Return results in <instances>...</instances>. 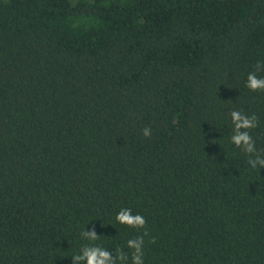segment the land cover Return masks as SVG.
Here are the masks:
<instances>
[{"label": "trees", "instance_id": "16d2710c", "mask_svg": "<svg viewBox=\"0 0 264 264\" xmlns=\"http://www.w3.org/2000/svg\"><path fill=\"white\" fill-rule=\"evenodd\" d=\"M258 60L264 0H0V264H131L137 236L145 264H264V168L229 141L254 114L264 152Z\"/></svg>", "mask_w": 264, "mask_h": 264}, {"label": "clouds", "instance_id": "9594fccd", "mask_svg": "<svg viewBox=\"0 0 264 264\" xmlns=\"http://www.w3.org/2000/svg\"><path fill=\"white\" fill-rule=\"evenodd\" d=\"M264 67V61H257L256 71H250L247 74L245 85L249 90L258 91L264 90V76H258L257 71ZM233 133L229 137L230 143L236 148L242 149L247 155L246 165L250 170L264 168V152L256 146L249 129L257 126L256 116H248L242 114L241 111L233 110L230 113ZM144 137H149L152 134V129L144 127L141 130ZM115 221L121 225H127L132 228H143L145 218L140 213H133L131 208L122 207L115 215ZM146 234V233H145ZM81 236L88 241L98 239L94 229L81 232ZM128 249L131 250V264H145L144 261V239L142 236H137L134 239H128L125 242ZM74 262L83 261L84 264H129V256L122 249H116V255L113 256L106 248L96 246L94 244L84 245L80 252L72 256Z\"/></svg>", "mask_w": 264, "mask_h": 264}]
</instances>
